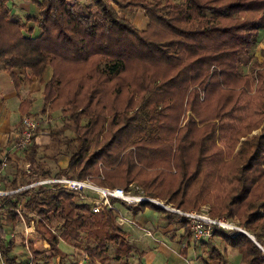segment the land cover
<instances>
[{
	"label": "trees",
	"instance_id": "trees-1",
	"mask_svg": "<svg viewBox=\"0 0 264 264\" xmlns=\"http://www.w3.org/2000/svg\"><path fill=\"white\" fill-rule=\"evenodd\" d=\"M7 1L0 0V64L9 71L20 70L13 73L15 83L43 82L41 113L58 109L68 116V122L54 133L56 137L67 129L72 136L53 138L66 148L67 163L52 178L83 179L92 174L97 184L106 187L131 183L146 196L179 208L210 199L212 189L206 177L211 173L231 182L223 192L230 195L226 205L237 208L246 201L264 176V122L250 137L241 139L243 135L237 134L239 145L227 160L216 146L214 121L209 132L197 138L194 152L190 147L195 142L188 140L194 119L188 116L180 122L184 111L197 116L211 103L209 97L205 102L196 99L212 77L218 82L216 90L228 83L224 77L239 54L255 43L264 28V0H29L37 14L26 20L38 28L37 35L13 17ZM111 3L140 6L150 30L128 23ZM250 10L259 13L238 19L241 12ZM48 66L50 74L44 79ZM250 71L244 86L253 93L262 92V100L252 109L241 105L239 117L250 118L246 125L254 129L258 112L264 117V71L256 66ZM137 99L139 103L131 107ZM204 115L199 122L207 127L209 119ZM103 128L108 136L97 143ZM231 135L226 134L224 141L232 143ZM23 151L30 169L42 174L35 161L34 136ZM11 177L9 188L0 195V211L6 209L7 219L19 222L16 209L22 199L23 219L33 221L35 232L48 243L47 257L64 260L68 255L58 242L75 249L83 240L81 249L88 264L94 260L109 264V259L128 264L126 258L132 254L138 263L137 249L113 209L92 213L88 203L79 200V192L65 190L55 181L21 183ZM145 205L165 212L144 200L128 206L137 210ZM245 215L243 226L253 240L240 231L215 232L238 248L244 264H264V196ZM11 236L0 223V264H19ZM33 255L38 256V251ZM208 258L225 264L214 246Z\"/></svg>",
	"mask_w": 264,
	"mask_h": 264
},
{
	"label": "rangeland",
	"instance_id": "rangeland-1",
	"mask_svg": "<svg viewBox=\"0 0 264 264\" xmlns=\"http://www.w3.org/2000/svg\"><path fill=\"white\" fill-rule=\"evenodd\" d=\"M7 4L10 8V13L13 15L14 18L18 19L20 22H25L26 26H31L33 28L32 34L37 35L39 30L36 28L31 20H26L27 17L35 16L36 13V6L31 3L29 0H8ZM112 8L117 11L118 15L125 19L128 23L131 25H134L140 30H145L148 27V30H150L151 25H148V17L145 15L144 10L138 5L133 4H126L124 6H118L111 3ZM259 11L250 10V11H244L241 12L238 15V19L242 18H250L255 17ZM231 71L228 72L226 75V80L228 83L222 86V89L216 90V86L218 84L216 78L212 77L209 82L205 84L202 90L198 92L199 99H196L197 101L205 102L209 99H213L211 103H207V105L202 108L200 113L196 116L193 113L189 112L188 110L184 111V114L181 116V122L180 125H182L190 116L193 120V122L190 124L192 127V132L190 134V140L189 142H195V144H191V150L194 152L196 148V140L200 136H205L206 133L209 132V129L212 127L210 125L211 121H214L216 129V134H218V139L216 141V146L219 147L221 150V155L223 156V159L227 160L234 155H232L236 148L239 145L240 138L250 137L254 132H259L261 128V123L264 122V117L258 112V115H256L255 120H259V124L252 129L251 125L248 127L246 125L248 120H244L242 116L239 117L241 105H250L251 109L256 106L257 104H260L262 100L261 93H257L255 91L253 93V90L251 91L250 88L246 90L245 82L247 79L245 78V75L249 73L251 74L250 68L252 66L258 67L260 71H264V28L260 29L257 34V40L255 43H253L248 49L243 50L242 53L239 54L238 62L236 64L232 65ZM50 68L49 66L45 70L44 78L50 74ZM232 72V73H231ZM248 75V76H249ZM259 80V78H258ZM261 82H257V84H260ZM29 84V83H28ZM213 86L215 87V92H212ZM40 87V86H39ZM40 89V88H39ZM177 96V95H175ZM174 96V98H175ZM177 99V98H176ZM195 100V101H196ZM139 101L134 100V102L131 104V107L136 106ZM231 106V108H229ZM203 107V106H202ZM135 108V107H134ZM141 108V107H140ZM150 108V107H149ZM148 108V110H149ZM139 112L143 114V109H139ZM205 114V117H208V121L206 122L208 126L203 125L199 122L200 115ZM32 114V113H31ZM46 117L50 118L46 122L45 126L41 125V121L39 120L38 126L35 129V136H37L38 142L37 143V151L35 154V161L38 163V169L36 164V169L41 172L42 174H36L34 173L28 163L24 160L23 156V150L18 152V161L17 163H14V165L8 166V172L2 173L0 176V190L4 191L9 188L8 181L12 179L11 176H15L17 181L24 183L25 180H34L41 181L42 183H49L51 179H53V175L60 169L61 167H64L67 163V150L63 146V143L54 142L53 138H62L63 136L71 137L72 133L68 131L67 129H64L63 133H60L59 136L55 137L54 130L59 129L63 123L68 122V116L66 113L54 109L52 111H49L48 113H42ZM207 114V115H206ZM36 115V114H35ZM145 115V114H143ZM38 117V115H36ZM147 120V115L145 116ZM41 119V118H40ZM84 120V119H83ZM251 121V120H250ZM248 127V128H247ZM247 128L246 133H244V129ZM103 130V131H102ZM99 134L97 135V143L101 142L108 136V132H105L104 128L102 129ZM241 133L243 135L238 139L237 135ZM202 134V135H201ZM226 134H232V143H230V139L226 138ZM38 135H42L43 137L38 138ZM224 135V136H223ZM106 136V137H105ZM235 138L237 141L235 142ZM188 140H185L186 143L190 144ZM12 146V145H11ZM229 151V154L227 152ZM226 154L229 156L227 157ZM240 160L235 159L234 162H238ZM8 165V164H7ZM44 173V174H43ZM91 177L93 181L95 180V175H86L85 177ZM84 177V178H85ZM40 178V179H39ZM39 179V180H36ZM206 180L208 182V186L211 187V197L210 199H206V203H200L197 204V206H187V207H179L187 208V209H194V210H203L205 211L209 216L213 217H224L226 219H229L231 222L239 226L241 229L245 230L243 226V221L245 219V212L248 210L254 203L260 200L262 196H264V176H262L257 182L254 189H252V192L250 196L246 199L244 203H242L239 207H233L232 205L228 206L226 205L229 202L230 195L226 194L223 195V192L226 193L228 185L231 184V182L227 181L226 178H216L215 174L208 175L206 177ZM216 181H218L216 183ZM32 182V183H33ZM130 187L134 186V184L130 183ZM119 186V185H115ZM120 187H123V185ZM129 184L124 187L128 188ZM139 188V187H138ZM142 194L143 191L140 188ZM145 195V194H144ZM23 197V196H22ZM149 197V196H148ZM154 198L157 201L163 203L164 205L174 206L177 207L176 204L170 203V202H163V200L155 197ZM21 200L18 201L17 205H21ZM87 200V198L85 199ZM211 203L212 206L210 205ZM114 207L118 210V222L120 223L122 230L129 229L132 233L135 235H138L137 230L134 228V226L123 222L121 223L119 216H125L127 218H132L125 213V205L121 203L119 200L113 201ZM224 206H227L226 209ZM21 207V206H20ZM22 211V210H21ZM230 213V214H228ZM162 214H170V218H177L174 217L172 213L169 211L162 212L160 210L155 209L153 206L145 205L140 210V215L142 218L145 219V222L140 220L137 216V218H132L136 222H140L142 225H144L147 229H149L151 232H153L154 236L157 240H161L165 243L166 247H155L154 243L151 241L149 237H146L143 240L142 244L132 243L133 246L137 249L138 258L140 259L139 263L141 264H178L179 261H181V264H185L186 261H188L189 264H204V261L206 260L208 264H219L218 260L216 259H209L208 253L209 250H211V247L214 246L216 249L220 252L223 259L225 260V264H244V262L241 259V254L237 247L231 246L229 244H226V242L223 240V238L214 233L211 239L204 240L203 242H209L208 243H199L193 242V239L189 236L188 233L183 235L182 241L180 243H177V241L171 239L170 236H166L163 232L160 231V224L157 227L158 223L161 221V219H164V217H161ZM7 211L6 209H3L0 211V223L7 225L6 230L7 234L12 233V239L14 241L12 252L15 254L16 259L19 264H24L26 257H27V251H25L24 247V241L22 236L23 231V225L21 222H17L16 218L15 220H8L7 219ZM13 223H12V222ZM125 232V231H124ZM250 234L249 232H247ZM251 235V234H250ZM186 246L183 252H180V246ZM30 248H34L35 251H38L39 255L36 256V258L42 259V264H59V258L56 260L55 257H47V251L45 252L42 249V244L38 241H36L35 238H31L29 242ZM82 246H83V240L81 245L74 250L71 257H66V259H70V263L75 264V261L79 259V257L82 255ZM38 249V250H37ZM173 250L180 253L182 256L184 255L185 259L182 261V259L179 261L177 258V255L173 252ZM109 252H112L111 246H109ZM176 256V257H175ZM65 259V258H64Z\"/></svg>",
	"mask_w": 264,
	"mask_h": 264
},
{
	"label": "crops",
	"instance_id": "crops-1",
	"mask_svg": "<svg viewBox=\"0 0 264 264\" xmlns=\"http://www.w3.org/2000/svg\"><path fill=\"white\" fill-rule=\"evenodd\" d=\"M11 71L5 69L0 64V161L2 160V158H5L6 159L5 161L8 164V165L6 164V166L2 168V170L0 171V176L2 175V173L8 172V166L12 167L14 163H17L18 161L17 158V156L19 155L18 152L21 150L15 152L14 150H12L11 145L20 124V120H21L20 117L22 115L30 114V113L36 114L38 115V117L41 118L40 121H41V125L43 126H45L48 119L50 120V118L42 114L39 109L42 105L41 98H42L43 82H39L35 79H32L29 82V84L28 82L25 81L23 82L20 81L18 83H15L13 79V73H18L20 70L14 68ZM48 76L44 79H47ZM40 137L43 136L38 135V138ZM34 140L38 142L37 136L35 135H34ZM0 192L3 191L0 190ZM93 196H94L93 191L91 192L89 190H86L84 193L83 202L89 203ZM86 198L87 200H85ZM112 200L115 201L116 199L112 198ZM123 204L126 207L125 208L126 215L132 218L134 217L137 218V216L140 215L141 209L134 210L129 208L128 204L126 203ZM161 217H164V219H161L157 227L160 224L159 227L160 231L163 232L167 237L170 236L171 239L177 241V243H180L182 241L183 235L186 233H188L189 236L191 237L190 231H188V227L184 221H180L178 218L166 217V214H162ZM132 218H127L128 221L127 220L123 221L134 226V228L137 230L138 235H135L129 229H125V230L123 229L125 233H127V237L131 243H137V244L139 243L143 245V240L146 237H149L151 241L156 242L154 243L155 247L158 248L166 247L164 242L156 239L153 232L147 229L139 221L136 222ZM138 218L145 222V219L142 218V216H138ZM21 224L23 225L22 222ZM2 227L6 229L7 225L2 224ZM31 238L32 236L30 237V239ZM33 238H35V236ZM39 240L38 241L42 244L41 246L42 249L46 252V250L49 247L48 243L42 237H40ZM193 242H197V241L193 240ZM198 242L204 243L202 240H198ZM58 248L62 252H65L68 255V257H71L74 252L71 246H69L68 244L62 241L58 242ZM179 248H180V252H183L186 246L183 245L180 246ZM173 252L177 255L178 258L177 261H179V258L180 260L182 259V261H184L185 259L184 255L182 256L180 253H178L175 250H173ZM110 254H112V252ZM58 258L59 257L57 256L55 257L56 260ZM109 260H110L109 264H116V260L113 259H109ZM59 261H60L59 264H68L67 262L70 261V259L65 258L64 260L60 259ZM139 261L137 263V257L135 254H132L131 256L126 258V262L128 264H141L139 263ZM37 264H42V259L37 257ZM86 264H88L87 260H86ZM92 264H105V263L99 262L98 260H94ZM178 264H181V261H179Z\"/></svg>",
	"mask_w": 264,
	"mask_h": 264
},
{
	"label": "built area",
	"instance_id": "built-area-1",
	"mask_svg": "<svg viewBox=\"0 0 264 264\" xmlns=\"http://www.w3.org/2000/svg\"><path fill=\"white\" fill-rule=\"evenodd\" d=\"M20 120V124L18 127V130L16 131L15 138L12 142V150L19 151L26 148L32 140V137L35 134V129L38 126L40 117H37L35 114H25L22 115ZM6 159L2 158L0 161V171L3 167L6 166ZM100 179L103 178V175L98 176ZM51 181H55L58 183V185L68 191L71 192H79L80 193V201H84V193L86 190L93 191L94 196L88 203L90 206L91 212H97L102 208H110L113 209L118 217V210L114 207L112 198L119 200L123 203H126L128 205H136L137 202L142 200H148V202L155 203L159 206H161L166 211H169L172 213L175 217H177L180 221H184L188 227V231H190L191 237L194 241L198 240H209L212 238L216 230H221L224 232L227 231H240L242 232L243 229H241L239 226L231 222L229 219H226L224 217H211L209 216L205 211L203 210H194V209H187V208H178L174 206L164 205L163 203L157 201L154 198H150L144 194H142L140 188L138 186L134 185L128 188L120 187V186H102L97 184L95 181L91 179V177H85L83 179H72V178H53ZM4 192H0V195H2ZM21 205L17 206V213L20 218V222L23 223V231L22 236L24 241V247L25 251H27V257L24 264H37V259L34 257V248H30L29 242L30 237H34L36 241L39 240L41 236L37 234L34 230V223L30 220L29 223H27L22 216ZM121 218L120 222H123L124 220H127V218L119 216ZM12 233H9V236H11ZM40 241V240H39ZM38 241V242H39ZM87 255L85 252L82 253V255L75 261V264H86ZM185 264H189L188 261H186Z\"/></svg>",
	"mask_w": 264,
	"mask_h": 264
},
{
	"label": "water",
	"instance_id": "water-1",
	"mask_svg": "<svg viewBox=\"0 0 264 264\" xmlns=\"http://www.w3.org/2000/svg\"><path fill=\"white\" fill-rule=\"evenodd\" d=\"M144 201H148V200H144ZM242 232L246 233L253 240L252 236L250 234H248L247 231L242 230Z\"/></svg>",
	"mask_w": 264,
	"mask_h": 264
}]
</instances>
